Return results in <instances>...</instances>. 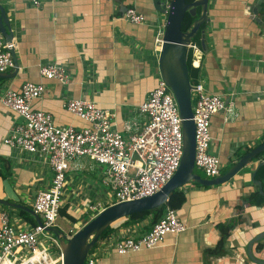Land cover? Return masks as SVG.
<instances>
[{"label":"crops","instance_id":"crops-1","mask_svg":"<svg viewBox=\"0 0 264 264\" xmlns=\"http://www.w3.org/2000/svg\"><path fill=\"white\" fill-rule=\"evenodd\" d=\"M245 1L209 0L210 20L202 28L206 34L205 49L197 43L203 57L196 82L201 80L207 91L219 94L232 109L214 114L210 121L209 151L221 161L220 174L226 165L229 169L264 141V24L259 25L249 17ZM0 3L13 31L18 62L14 77L0 78V197L32 209L35 193L49 185L52 171L45 156L3 143L11 128L22 122L17 113L2 104L4 90H19L25 81L41 83L44 93L32 101V107L49 112L58 126L88 125L65 108L66 101L74 98L92 100L112 110L119 129L127 119L142 120L137 106L148 97L159 78L160 49L156 48L155 37L158 30L164 29L166 14L155 9L153 0H40L39 5L31 0H0ZM122 5L135 8L146 21L139 24L126 21L120 11ZM53 62L67 70V84L40 76L39 65ZM263 158L264 153L222 184L201 185L191 181L179 187L185 194V202L175 210L186 229L166 234L153 248L118 254L112 247L117 239L137 238L149 231L151 215L139 221L114 222L105 237L109 243L98 244L94 249L97 264H256L247 255V245L256 233L264 231V202L251 206L245 197L258 189L251 175ZM6 168L10 176L3 178L1 174ZM88 168L101 180L100 167L82 159L81 168L67 172L61 202L69 205L68 212L73 201H78L81 205L76 210L78 216L69 214L77 220L83 217L82 224L90 219L84 213L87 203L108 199L100 198L90 184L89 191H75L66 185L82 184L79 176ZM76 172L82 174L78 176ZM90 177L95 174H88V180ZM0 209L7 211L17 228L28 225L16 213L11 214L1 205ZM56 225L59 228L57 221ZM220 227L228 228L226 236ZM71 228L78 229L76 225L68 230ZM221 239L223 244L216 250ZM261 243L263 248L257 249L256 243L252 252L264 259V239Z\"/></svg>","mask_w":264,"mask_h":264},{"label":"built area","instance_id":"built-area-1","mask_svg":"<svg viewBox=\"0 0 264 264\" xmlns=\"http://www.w3.org/2000/svg\"><path fill=\"white\" fill-rule=\"evenodd\" d=\"M31 1L34 5L40 3V0ZM122 17L133 24L146 21L145 16L133 7L126 8ZM161 34L162 31L158 30L155 37L158 49ZM14 45L13 41L6 42L0 34V72H6L13 66L9 49ZM188 50L192 55L191 65L199 70L202 49L192 40ZM38 72L40 76L62 84L69 81L67 70L55 62L39 65ZM192 85L194 171H201L210 179L219 176L221 169L219 157L209 151L211 117L232 109L219 94L207 91L201 80ZM44 90L41 83L25 81L19 90L6 88L1 97L2 104L22 119L3 138V143L45 156L52 176L49 185L38 190L32 201V210L39 216V223L17 228L7 211L0 209V264H62L59 239L70 237L77 229L71 228L65 233L60 230L59 234L48 229L57 227L67 172L81 168L82 159L87 158L100 167L101 183L111 193L105 201L85 205L84 213L92 218L108 205L154 194L172 177L182 156L183 134L178 104L161 77L148 97L137 106L142 120L127 119L121 124V129L115 123L112 110L83 98L69 99L65 108L85 121L87 126L55 125L49 112L32 107V101L39 98ZM185 229L186 224L178 218L176 210L165 207L149 231L137 238L125 236L117 239L112 247L118 254L149 249L161 243L166 234H178ZM48 242L56 247L57 252L48 249ZM108 243L103 238L95 244L104 246ZM90 250L83 264H97L96 254Z\"/></svg>","mask_w":264,"mask_h":264},{"label":"water","instance_id":"water-1","mask_svg":"<svg viewBox=\"0 0 264 264\" xmlns=\"http://www.w3.org/2000/svg\"><path fill=\"white\" fill-rule=\"evenodd\" d=\"M154 7L162 14H166L164 29L161 34V46L158 53V72L166 84L170 87L179 108L181 118V129L183 134L182 156L179 166L172 177L154 194L139 199L122 201L108 205L98 214L87 220L70 237L59 239L62 264H83L84 259L90 249L98 241L104 229L118 219L130 216L133 213L153 210L161 207L168 200L169 194L176 188L191 181L201 185H219L233 178L244 166L249 164L254 158L264 152V141L242 155L225 173L214 178H203L194 171L195 137L194 122L192 114L191 90L193 85L190 81L187 66L188 44L200 33L199 43L205 49L206 34L200 29L202 24L209 22L208 5L209 0H153ZM122 5L121 12L126 10ZM199 8V13L197 12ZM245 8L250 18L259 25L264 24V0H246ZM197 16L191 27L185 31L181 28V23L185 13ZM0 34L6 42L12 41L13 31L6 10L0 3ZM13 66L7 72H0V78H12L18 70V62L14 48L9 49ZM264 163V158L257 164L256 169ZM255 171L252 172L251 179L259 189L260 194H264L260 180L254 178ZM0 205L23 209L30 213L40 222L39 216L32 209L21 204L8 201L0 197ZM48 230L59 234L57 227ZM264 239V231L256 233L248 242L247 255L256 264H264V259L253 255L252 247L258 241Z\"/></svg>","mask_w":264,"mask_h":264},{"label":"trees","instance_id":"trees-1","mask_svg":"<svg viewBox=\"0 0 264 264\" xmlns=\"http://www.w3.org/2000/svg\"><path fill=\"white\" fill-rule=\"evenodd\" d=\"M185 1L191 2L193 0H185ZM197 12L199 13V8H197ZM196 18H197V16H191L188 12H186L184 15V18L182 20V23H181L182 30L185 31V30L189 29ZM203 27H204V24L201 25V29ZM199 36H200V34L198 33L195 36V38L193 39V41H195L198 44H199V40H198ZM191 61H192V55H191V52H189L188 57H187V66H188V70H189L190 81L193 84L196 82V80H195L196 74L199 70H197L196 68H194L191 65ZM227 170H228V168L223 169L222 173H225ZM1 176L3 178H7L8 176H10L9 169L6 168L5 172L3 174H1ZM255 179L260 180L262 182V188L264 191V163L261 166H259L257 169H255ZM245 201L251 206L261 205L264 202V194L263 195L260 194L258 189L255 188V190L252 193H250L248 196L245 197ZM184 202H185V194L179 188H176L169 194L167 202L165 204H163L161 207L153 209V210H147V211H141V212L133 213L130 216L122 218V219H125L126 222H133V221L143 220L147 216L151 215V217H152L151 226H152V224L155 223L162 216L165 207L178 209L184 204ZM68 206L69 205L67 203L62 205L59 209L58 216L60 215L64 218H66L71 223H76L78 220L67 212ZM1 207L4 209H8L11 214L16 213V215L18 217L22 218L29 226H34L37 223L35 218L30 213L24 211L23 209L11 208V207H8L5 205H1ZM29 208H31V207H29ZM86 221H87V219L85 220V222ZM113 223L104 229V231L102 232V234L99 237V240L105 238L109 234V232L111 231ZM220 230L222 231L224 236L227 235V233H226L228 230L227 227H220ZM222 244H223V240L221 239L217 244L216 250H220ZM95 246H96V244L94 245V247ZM262 248H263V244L261 243V241H258L257 242V249H262Z\"/></svg>","mask_w":264,"mask_h":264},{"label":"rangeland","instance_id":"rangeland-1","mask_svg":"<svg viewBox=\"0 0 264 264\" xmlns=\"http://www.w3.org/2000/svg\"><path fill=\"white\" fill-rule=\"evenodd\" d=\"M229 165H226V168L228 167ZM225 169V168H224ZM195 171L196 172H199V173H202L201 171H198V170H196L195 169ZM83 172V175H81V176H79L80 174H82V173H75L76 175H78L81 179H82V184L80 183V184H78V185H74L72 182H69V183H67L66 185L70 188H72V189H75V191H81V190H86V191H89V184H90V187H93V189L92 190H94V189H96L97 190V193H98V196L100 197V198H103V199H105V198H109L110 197V195H111V193H110V191H109V189L106 187V186H104L102 183H101V180H100V177L97 175V173H95V172H92V169H89L88 168V170H83L82 171ZM88 174L89 175H91V174H95V177H90V179L88 180V178H87V176H88ZM95 191V190H94ZM92 198H94V197H90V199H92ZM62 205V204H61ZM81 205H79V203H78V201L77 200H75V201H73V203H72V209H70V210H68V213H72V214H75V215H77L78 216V211H76L79 207H80ZM83 208V207H82ZM83 215H85V214H83ZM80 219V218H79ZM79 219H78V222H76L75 224L74 223H71V222H69L66 218H64V217H62V216H58L57 217V223H58V226H59V230H61V232H63V233H65V232H67L68 231V227H70V226H72V225H76V227H78V228H80L83 224H82V220L81 219H84L83 217L80 219V221H79ZM118 220H120V219H118ZM118 220H116L115 221V223L118 221ZM47 246H48V249L51 251V252H57V249H56V247L55 248H53L52 247V244L51 243H47ZM94 252V248L92 249V250H90V252Z\"/></svg>","mask_w":264,"mask_h":264},{"label":"flooded vegetation","instance_id":"flooded-vegetation-1","mask_svg":"<svg viewBox=\"0 0 264 264\" xmlns=\"http://www.w3.org/2000/svg\"><path fill=\"white\" fill-rule=\"evenodd\" d=\"M200 29H201V27H200ZM199 33V32H198ZM200 34V33H199Z\"/></svg>","mask_w":264,"mask_h":264}]
</instances>
